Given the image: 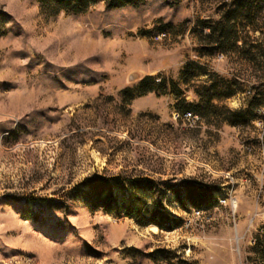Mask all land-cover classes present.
<instances>
[{"label":"rangeland","instance_id":"374dc122","mask_svg":"<svg viewBox=\"0 0 264 264\" xmlns=\"http://www.w3.org/2000/svg\"><path fill=\"white\" fill-rule=\"evenodd\" d=\"M236 1L0 0V264H264V0ZM100 179L173 228L76 197Z\"/></svg>","mask_w":264,"mask_h":264},{"label":"trees","instance_id":"16d2710c","mask_svg":"<svg viewBox=\"0 0 264 264\" xmlns=\"http://www.w3.org/2000/svg\"><path fill=\"white\" fill-rule=\"evenodd\" d=\"M42 8L47 10L49 13L57 15L62 12L72 13L76 15L85 14L92 7L105 3L110 9H121L129 6L139 7L147 0H36ZM179 1V0H175ZM237 11L244 7V0L236 1ZM236 14L229 13L226 16L227 24L219 25L214 27L213 33L217 35L216 41L214 44L220 50L224 49L225 42L232 41L235 43L238 42L236 37L237 33L234 32L232 27H229L232 17H235ZM195 65H190L187 68L184 77H186L189 69ZM158 79L154 77H146L141 81L139 86L134 90H125L123 95L129 96L130 99L134 97H142L153 92H165L166 90V81L157 82ZM173 94L179 96L181 95L180 89L173 83L172 85ZM192 117L195 116L193 112H189ZM150 184H153L151 181H147ZM121 188L118 179H100L86 181L81 186L75 189L76 197H80L85 200L89 206L94 209H101L107 214L116 213L119 217H128L135 218L138 220L139 224L142 226L155 225L159 229L171 230L176 222L174 219L169 218V215L166 211L162 209H157L154 212H151L147 208L146 201L140 197V195L135 197V200L131 204L119 205L118 198L116 197V190ZM140 190V189H138ZM114 208V209H112ZM165 219L169 220V223L164 222Z\"/></svg>","mask_w":264,"mask_h":264},{"label":"bare ground","instance_id":"6f19581e","mask_svg":"<svg viewBox=\"0 0 264 264\" xmlns=\"http://www.w3.org/2000/svg\"><path fill=\"white\" fill-rule=\"evenodd\" d=\"M148 229L151 230V231H153V232H155V233H158L160 231L159 228L157 226H155V225L149 226Z\"/></svg>","mask_w":264,"mask_h":264},{"label":"built area","instance_id":"2783aa9c","mask_svg":"<svg viewBox=\"0 0 264 264\" xmlns=\"http://www.w3.org/2000/svg\"><path fill=\"white\" fill-rule=\"evenodd\" d=\"M189 116H191V115H189Z\"/></svg>","mask_w":264,"mask_h":264}]
</instances>
